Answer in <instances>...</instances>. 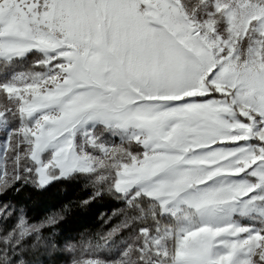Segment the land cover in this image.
Listing matches in <instances>:
<instances>
[{
    "label": "snow or ice",
    "instance_id": "1",
    "mask_svg": "<svg viewBox=\"0 0 264 264\" xmlns=\"http://www.w3.org/2000/svg\"><path fill=\"white\" fill-rule=\"evenodd\" d=\"M124 207L59 239L20 197ZM264 264V0H0V264Z\"/></svg>",
    "mask_w": 264,
    "mask_h": 264
},
{
    "label": "trees",
    "instance_id": "2",
    "mask_svg": "<svg viewBox=\"0 0 264 264\" xmlns=\"http://www.w3.org/2000/svg\"><path fill=\"white\" fill-rule=\"evenodd\" d=\"M93 189L83 179L68 183H57L47 192L37 193L27 190L20 199L27 202L31 218H43L67 205L58 232L59 239L72 238L74 241L83 238H94L106 233L120 223V218L113 215L114 211L124 205L111 196L99 197L92 201L87 209L79 207L82 200L88 199ZM41 264H65L62 258L47 256L37 257Z\"/></svg>",
    "mask_w": 264,
    "mask_h": 264
}]
</instances>
